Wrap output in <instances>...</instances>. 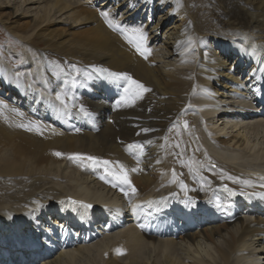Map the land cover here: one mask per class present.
I'll return each instance as SVG.
<instances>
[{"label": "bare ground", "instance_id": "1", "mask_svg": "<svg viewBox=\"0 0 264 264\" xmlns=\"http://www.w3.org/2000/svg\"><path fill=\"white\" fill-rule=\"evenodd\" d=\"M212 1L219 4L217 13L204 14V22L188 32L176 24L184 17L182 0H51L48 8L70 11L93 26L72 32L76 40L38 36L105 61V68L149 89L112 108L118 136L143 146L138 161L128 158L124 164L136 193L68 171L55 153L71 154L79 141L96 144L95 137L55 135L46 126L61 125L63 118L39 90H18L14 97L0 87V101L15 112L0 117V146L10 154L0 148L1 264H28L33 247L41 254L36 264H264V0ZM34 2L39 0H0V19H8L5 8L15 4L23 7L10 12L11 18L29 17L26 3ZM102 11L119 25L118 32L143 30L147 58L108 27ZM199 37L214 39L209 46L219 41L221 55L201 53ZM124 83L114 78L81 96L80 105L106 138L113 136L108 100ZM27 114L39 131L27 130L21 118ZM15 124L25 127L14 133L8 125ZM68 124L84 122L70 118ZM91 172L98 168L85 174ZM82 204L107 209L88 212Z\"/></svg>", "mask_w": 264, "mask_h": 264}, {"label": "rangeland", "instance_id": "2", "mask_svg": "<svg viewBox=\"0 0 264 264\" xmlns=\"http://www.w3.org/2000/svg\"><path fill=\"white\" fill-rule=\"evenodd\" d=\"M16 1L18 2L20 0H16ZM81 1H84V0H81ZM205 1L204 0H182V3L184 4H183V9L181 10V12L183 13L184 18L183 20L178 21L176 24L178 26L185 27V29L188 31L193 26L195 27L197 25L199 26L200 22H204V20L206 19L204 14L214 16V14L217 13L219 4L212 0H205ZM231 1L234 2V0H231ZM237 1L238 0H235V2ZM49 4H51V0H39V2H36V3L35 2L29 3V4L26 3V7H29L30 9L28 10L31 11L30 12L31 15L29 17H26L27 19H29L28 21L25 20L26 19L25 17H22L23 15H21L18 18H11L10 12H14L17 6H19L20 4H15V5L11 4L12 5L11 7L9 6L5 8L6 9L5 12L7 11L8 19L6 18H3V20L0 19V77H2L0 79V87L3 88L4 92H9L14 97L17 95L18 90L32 92L33 94H36L37 91L39 90L37 94H39L42 99L46 100L47 103L50 104V106L52 104L51 107L52 108L55 107L53 108L54 110L52 109L53 112L55 114L56 113L60 114L63 118L64 123L56 127L53 125H47V124H52V122L43 123L44 125H47L46 129H51L52 133H54L55 135L60 134L62 137V136H65L66 134H70L71 136H74L75 138H81V139L82 138L86 139L88 138V136H91V138L95 137L94 139L97 140L96 144L85 143L86 144L85 145L84 143L82 144V142L79 141L77 142V146L74 152H72L71 154L69 153L67 155H62L61 158L62 160L66 161L68 165V169H67L68 171H72L74 174L76 173L77 175H80V176H88L90 179H93L94 177H96L95 182L97 181L98 183L99 182L102 183L104 179H102L101 177H105V175L108 174L106 169L103 166H97L99 171L94 173V175L91 176V174H85V168L86 169L93 168V166H91V163L89 161L87 160L77 161V160L69 159V157L76 155L78 153H80L79 155L85 156V157L95 156V157L100 158L101 160L112 161L113 166L116 165V162H119V164L123 165L124 163H126V160L128 158H131L132 160L136 161L137 156H138L136 154L137 149L133 150L132 152H129L128 150H126L127 145L125 143V139H124L125 137L118 136V135H121V133H118L117 127L114 126L115 123L112 122L113 124L111 123L109 124V128H111V131H112L111 134H113V136H109V137L107 136L108 138H106L107 133L104 135H101V131H102L101 127L99 129H96L95 127L92 126L93 122L90 119V115H85L84 113L79 111V106L82 103L81 96L85 90L89 88H93V86L97 83L102 84V85L109 84L113 78L111 74L116 73V72H117L116 74H118L120 71H116V69H113L112 67H109V66H107L108 68H105L106 65L108 64L105 61H104L105 63L103 61L99 62V60H96L94 58L92 59V57L90 58L86 54H84L85 56H83V54L80 55L82 52L68 50L63 46H59L57 42L51 43L52 41L48 42L47 39H43L42 37L38 36V34L40 33L43 35L54 36L56 39H59V40L60 39L76 40L78 38V35L71 34L72 32H80L82 30L90 29L91 26H93L90 23H86L85 19L81 16H78V18L70 17L71 15L70 11L62 14V12L55 11L54 8H48ZM168 5H171V3ZM20 11H23V9H20ZM192 15L195 17H193ZM188 16H189V19H188ZM48 20H50V22H48ZM57 20H62V22H57ZM58 30H61V32H59ZM113 31L117 33L120 37L124 36L121 32H118L115 29H113ZM45 32H49V33L44 34ZM202 38L199 37L197 41V43H199L198 45L201 48L200 50H202L201 53H206L207 56H220L221 55V50H220V46L218 43L216 45L213 44L209 46L208 45L209 42H211L213 39L209 40L206 37H202ZM215 52L217 53L215 54ZM89 58L90 60H88L89 62H87V59ZM40 64H41V67H40ZM94 66H97V67L94 68ZM77 69H79V73H77L76 71ZM39 72H40V77L37 76V74L39 75ZM47 74L49 77L47 76ZM32 75L33 76L35 75L33 79H32L33 77ZM42 75L46 77L44 78ZM36 76L38 77L37 79H35ZM23 77L25 81L23 80ZM39 79H42V80L40 81ZM45 80H48V81H45ZM38 81H40L41 83L43 82V83L40 84L38 83ZM124 87L125 85L120 86V87L115 86L116 93L114 94V98H111L109 100V105L111 109L113 108L114 110L115 109L117 110L119 108L117 107L119 100H123L122 98L125 97ZM57 93L66 94L65 99L67 101V106H65L64 104H61L59 101H57L54 98L56 97ZM69 97H74L75 99H69ZM73 103H75L77 107L75 108L72 107ZM14 115H15V112L12 111L10 108L0 107V117L8 119ZM21 118L26 120L28 127H32L33 125L35 126L38 125L35 119L29 115H25L24 117H22L21 115ZM70 118L80 119V120L83 119L85 121V124L84 126L82 125L78 127L77 126L69 127L68 122ZM107 122H111V121L107 120ZM8 127L14 133L20 130V127L17 126L16 124H15V127L10 126V125H8ZM33 130H35V127H33ZM36 133L38 135L44 136L42 132H36ZM2 141L5 142V140L3 139ZM122 147L124 149H122ZM0 148H2L4 153L9 154L8 152L4 150L3 147L0 146ZM101 149L103 150L101 151ZM6 150L9 151L10 150L9 147H7ZM92 150H94V152ZM100 151L102 153H100ZM166 154L168 155V156L166 155V157L169 158L170 154L168 151L166 152ZM130 224H133V223L131 222ZM39 259L40 257L32 260L34 262L32 264H36Z\"/></svg>", "mask_w": 264, "mask_h": 264}, {"label": "snow or ice", "instance_id": "3", "mask_svg": "<svg viewBox=\"0 0 264 264\" xmlns=\"http://www.w3.org/2000/svg\"><path fill=\"white\" fill-rule=\"evenodd\" d=\"M100 15L104 18L108 27L113 28V29L119 28V25L110 19L108 12L102 11L100 13ZM120 31L124 35V39L127 40L129 44L133 45L136 48V50L138 52H140L141 55H143L145 58H147V54H150V50H148L147 48L144 47V45L146 44V41H147V36L143 32V30L140 28H133V29H128V30L120 29ZM76 71H77V73H79V69H77ZM111 75L117 80L123 79L127 82V86L124 87V92H125L126 96L122 99H126V98H131L133 100L140 99V98H142L143 92L149 91V89L145 88V86L142 83L133 79L131 76H129L127 74L113 73ZM65 96H66V94L57 93L55 99L57 101H59L61 104H64L65 106H67V101L65 99ZM69 99H75V98L69 97ZM119 106L120 105L118 102L117 107H119ZM0 107H6V105L3 104V101H0ZM72 107L75 108V107H77V105L75 103H73ZM79 111L84 113L85 115L89 114L83 105L79 106ZM20 127H25V126L20 125ZM33 127H35L37 131H39V127L35 126V125H33L32 127H28L27 130L32 131ZM144 131H148V130L145 129ZM148 143H151V142H148ZM177 147H179V145H177ZM142 148H143V146L140 144H130V145L126 146V150H128L129 152H132L135 149L142 150ZM55 155L61 156L63 154L57 152V153H55ZM69 159H73V160H77V161L87 160L91 163V166H93L94 168L97 166H103L106 169L108 175L112 177V180H110V181L106 180V182L111 183L112 187H119L121 185H127V187L130 189L132 194L136 193V189L132 185L131 180L129 179L128 170L124 167V165L119 164V162H116V165L113 166L112 161L101 160L100 158L95 157V156H86L85 157V156H81L79 154L70 156ZM131 171H137V169L133 168V169H131ZM173 175L175 177V173ZM101 178L104 179V177H101ZM261 179H264V177H261ZM243 183L247 184L249 182L244 181ZM180 187L185 192L188 191L187 186L184 185L183 183H181ZM225 189L228 190L227 186H225ZM121 190L123 191V189H121ZM128 194L129 193L127 191L124 192L125 196H128ZM72 203L77 204L80 202L72 201ZM149 203H151V202H149ZM81 206L86 207V208H91V205H83L82 204Z\"/></svg>", "mask_w": 264, "mask_h": 264}]
</instances>
